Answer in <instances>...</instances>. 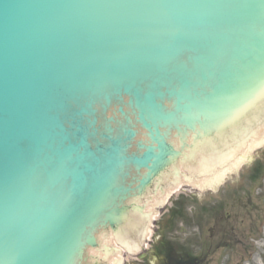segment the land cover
I'll return each instance as SVG.
<instances>
[{
	"label": "water",
	"instance_id": "95a60500",
	"mask_svg": "<svg viewBox=\"0 0 264 264\" xmlns=\"http://www.w3.org/2000/svg\"><path fill=\"white\" fill-rule=\"evenodd\" d=\"M263 157L264 0H0V264H152Z\"/></svg>",
	"mask_w": 264,
	"mask_h": 264
},
{
	"label": "flooded vegetation",
	"instance_id": "af4514ba",
	"mask_svg": "<svg viewBox=\"0 0 264 264\" xmlns=\"http://www.w3.org/2000/svg\"><path fill=\"white\" fill-rule=\"evenodd\" d=\"M228 172L217 190L192 179L189 201L176 199L162 210L169 224L156 229L136 258L147 263L150 257L152 264H264V165ZM179 225L195 232L180 236Z\"/></svg>",
	"mask_w": 264,
	"mask_h": 264
},
{
	"label": "rangeland",
	"instance_id": "374dc122",
	"mask_svg": "<svg viewBox=\"0 0 264 264\" xmlns=\"http://www.w3.org/2000/svg\"><path fill=\"white\" fill-rule=\"evenodd\" d=\"M252 165H264V157L262 158V160H259V161H257V162H255L254 164H252ZM252 165H250V166H248L247 168H245V169H243V171H247V170H249L250 168H251V166ZM258 191H261V190H258ZM198 198H203V197H198ZM189 201V199H188V197H185V198H183L181 201H179V203H187ZM169 221H170V219L169 220H167L166 219V221H165V226H166V224H169ZM179 227H181V225H179ZM180 233H178L177 232V234L178 235H180V236H185V235H188L190 232H195V231H190L189 232V229L186 227L185 229L183 228V227H181V229H180ZM167 234V236L168 235H172V231L170 230L169 232H167L166 233ZM260 264H263V263H260Z\"/></svg>",
	"mask_w": 264,
	"mask_h": 264
}]
</instances>
